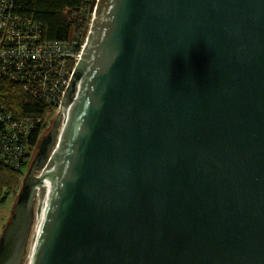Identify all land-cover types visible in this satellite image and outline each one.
<instances>
[{
	"label": "water",
	"instance_id": "1",
	"mask_svg": "<svg viewBox=\"0 0 264 264\" xmlns=\"http://www.w3.org/2000/svg\"><path fill=\"white\" fill-rule=\"evenodd\" d=\"M49 130L0 264H264V0H97Z\"/></svg>",
	"mask_w": 264,
	"mask_h": 264
},
{
	"label": "trees",
	"instance_id": "2",
	"mask_svg": "<svg viewBox=\"0 0 264 264\" xmlns=\"http://www.w3.org/2000/svg\"><path fill=\"white\" fill-rule=\"evenodd\" d=\"M96 1L0 0V20L2 16L9 14L11 19L14 16L17 17L14 20L18 21L17 25L10 27L12 34L8 29L7 34L10 36L6 41L21 38L14 47L11 46L12 50L25 48L28 42L45 45L48 52L57 48L54 55L56 58H60V50L78 52L87 35ZM10 2L12 11L4 6ZM22 24L31 30L25 36L22 34L25 30ZM1 43L0 39V116L4 117L9 113L22 123L24 129L29 130L26 134L14 137L5 134L2 140V144L13 146L10 150H0V154L4 156L0 159V201H4L9 191L16 189L23 179L24 169L29 163V153L38 146L41 134L47 131V116L55 112L57 103L53 102L50 89L48 93L35 94L42 84L28 74L29 63L21 56L12 58L8 54L11 49L1 46ZM69 65L72 67L74 61ZM8 126V131L11 132L13 127L11 124ZM17 165L19 169L14 168Z\"/></svg>",
	"mask_w": 264,
	"mask_h": 264
},
{
	"label": "built area",
	"instance_id": "3",
	"mask_svg": "<svg viewBox=\"0 0 264 264\" xmlns=\"http://www.w3.org/2000/svg\"><path fill=\"white\" fill-rule=\"evenodd\" d=\"M4 6L7 10L10 9L12 11L11 2L6 3ZM7 10L4 12V14L7 12ZM13 18L17 19V17H14V16ZM92 18H93V11H92L91 21H92ZM14 19H11L9 17V14H7L6 16H2V19L0 20V39L2 42L1 46L4 45L5 47H9V49H11V46L14 47L18 43V41L21 39V38H18L17 40L13 38V41H9V42L6 41L7 37L10 36L7 34L8 29H9V32L12 34V31L10 29L11 25L18 24V21ZM23 26L25 27V30L23 31L22 34L25 36V34L30 33L31 30L29 29L28 26L26 25H23ZM86 39H87V35L83 43H81V46L78 52L60 50L59 52L61 55L60 58L54 57V55L58 51L57 48H53L54 50L48 52L46 51L47 47L45 45H41L38 43L31 44V42H28L25 48L22 47V48H19V50L11 49L8 54L12 58L13 57L18 58L19 56H21L22 58L25 59L26 62L29 63L28 74L34 79H36L37 81H39L40 84H42L41 89H39L35 94L40 93L42 95L46 91L48 93L50 89V92H51L50 96L53 98V102L57 103V106H55V111H56L57 109L59 110L60 108L61 99L63 98L64 91L69 83L70 77L72 75V72L77 62L80 59L82 49L85 45ZM36 40L38 39L36 38ZM6 52L4 53L6 54ZM71 61H74V65L72 67H70L69 65ZM26 88H28V86ZM66 110L67 109L64 108V111H61L62 115L60 119V126L58 127L59 131H61L64 123L66 122V120L64 119ZM13 120H15L14 117L9 113H6L4 117L0 116V150L6 149V148H8L7 150L13 149V146L11 144L9 145L2 144V140L5 134L7 135L10 134L11 137H14V135L17 136V134H26L27 132H29L28 128L24 129V126L22 125V123H19L16 120L14 122ZM10 124L13 127L11 129V132L13 133L8 131V129H10L8 125ZM59 139H60V135L58 134L57 139H56V144H58ZM3 157L4 156L0 154L1 160L3 159ZM14 168L19 169V166L17 165ZM36 194H38L39 196V190H37ZM39 203H40V196H39Z\"/></svg>",
	"mask_w": 264,
	"mask_h": 264
},
{
	"label": "rangeland",
	"instance_id": "4",
	"mask_svg": "<svg viewBox=\"0 0 264 264\" xmlns=\"http://www.w3.org/2000/svg\"><path fill=\"white\" fill-rule=\"evenodd\" d=\"M58 109L53 112L48 114L47 119H48V127L47 130H49L54 122L55 116L58 113ZM46 117V116H45ZM60 126V120H59V125ZM47 131H45L46 133ZM36 149V148H35ZM33 150V156H35V152L36 150ZM32 160V159H31ZM27 167L24 169V176L28 171V167L29 165H31V161H29V163H27ZM41 171V168H38L36 173L38 174ZM22 182L23 179L19 182V185L17 186L16 189H11L8 193V195L6 196V199L4 201H0V240L2 237V233L4 231V228L6 227L7 223L10 221L11 215H12V211L14 210V207L16 205V202L18 200V195H19V189L22 187ZM34 208L36 210L37 206H39V196L38 194H35L34 198ZM36 215L34 220L32 221L31 227H30V231L28 233V239L26 241V247L23 251V255L21 258V261L19 264H24L25 260H26V254L29 252V248H30V244L32 242V238H33V233H34V226H35V222H36Z\"/></svg>",
	"mask_w": 264,
	"mask_h": 264
},
{
	"label": "flooded vegetation",
	"instance_id": "5",
	"mask_svg": "<svg viewBox=\"0 0 264 264\" xmlns=\"http://www.w3.org/2000/svg\"><path fill=\"white\" fill-rule=\"evenodd\" d=\"M49 132H50V130L47 133H45V132L42 133L41 136L39 137L40 141L38 143V146L35 149L36 150L35 156H33V152L29 153V161H31V165H29L28 171L31 169V170H34V172L36 173L39 165L42 163V161L47 156V154H48V152H49V150L51 148V142H52V139H53V136H54L52 134H49ZM20 189H19V192H20Z\"/></svg>",
	"mask_w": 264,
	"mask_h": 264
},
{
	"label": "bare ground",
	"instance_id": "6",
	"mask_svg": "<svg viewBox=\"0 0 264 264\" xmlns=\"http://www.w3.org/2000/svg\"><path fill=\"white\" fill-rule=\"evenodd\" d=\"M35 220H37V216H36V219H35ZM35 224H36V222H35ZM34 234H35V226H34L33 237H34ZM32 242H33V238H32ZM32 242H31V244H30V248H31ZM30 248H29V250H30ZM28 253H29V252H28ZM28 253H27L26 255H28ZM26 258H27V256H26Z\"/></svg>",
	"mask_w": 264,
	"mask_h": 264
}]
</instances>
